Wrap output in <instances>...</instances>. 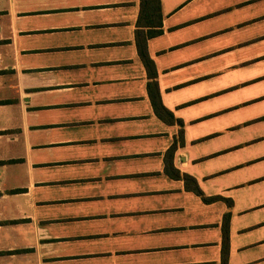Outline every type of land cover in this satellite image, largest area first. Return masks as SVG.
I'll return each mask as SVG.
<instances>
[{
    "label": "crops",
    "instance_id": "obj_1",
    "mask_svg": "<svg viewBox=\"0 0 264 264\" xmlns=\"http://www.w3.org/2000/svg\"><path fill=\"white\" fill-rule=\"evenodd\" d=\"M139 9L0 0V264H264V0H160L172 123Z\"/></svg>",
    "mask_w": 264,
    "mask_h": 264
},
{
    "label": "trees",
    "instance_id": "obj_2",
    "mask_svg": "<svg viewBox=\"0 0 264 264\" xmlns=\"http://www.w3.org/2000/svg\"><path fill=\"white\" fill-rule=\"evenodd\" d=\"M162 33V14L160 10V0H140V9L136 19V29L134 33L135 44L140 60L142 61L147 75V91L150 98L151 105L154 112L161 119L167 123H172L174 117L170 111H168L161 103L158 86L156 81V69L152 59L149 57L147 52L146 41L148 38L154 37ZM178 123L181 124L180 120ZM179 141L182 142V134L180 131ZM176 146L173 142L166 152L165 157V171L166 173L174 178H180L183 180L186 189L192 190L199 196H202V192L196 184L195 179L186 174L180 173L179 170L175 169L171 164L172 152ZM204 200L207 198L203 197ZM228 217V213L225 214V221ZM226 251H227V226L224 228V262L226 264Z\"/></svg>",
    "mask_w": 264,
    "mask_h": 264
}]
</instances>
